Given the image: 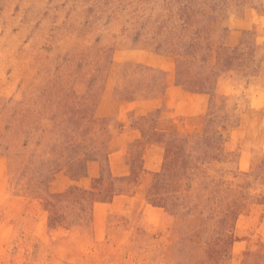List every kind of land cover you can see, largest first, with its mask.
Here are the masks:
<instances>
[{"label": "rangeland", "instance_id": "1", "mask_svg": "<svg viewBox=\"0 0 264 264\" xmlns=\"http://www.w3.org/2000/svg\"><path fill=\"white\" fill-rule=\"evenodd\" d=\"M0 264H264V0H0Z\"/></svg>", "mask_w": 264, "mask_h": 264}]
</instances>
